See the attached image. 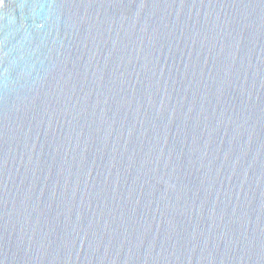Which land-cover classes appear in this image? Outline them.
Returning <instances> with one entry per match:
<instances>
[{
    "label": "water",
    "instance_id": "water-1",
    "mask_svg": "<svg viewBox=\"0 0 264 264\" xmlns=\"http://www.w3.org/2000/svg\"><path fill=\"white\" fill-rule=\"evenodd\" d=\"M0 264H264V0H0Z\"/></svg>",
    "mask_w": 264,
    "mask_h": 264
}]
</instances>
